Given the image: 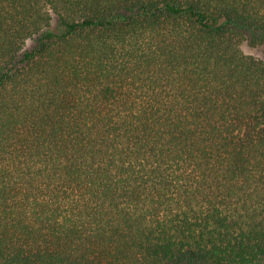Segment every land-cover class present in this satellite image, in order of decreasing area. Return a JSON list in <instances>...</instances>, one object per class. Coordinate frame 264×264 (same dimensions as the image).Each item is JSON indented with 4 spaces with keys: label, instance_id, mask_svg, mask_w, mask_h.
<instances>
[{
    "label": "trees",
    "instance_id": "16d2710c",
    "mask_svg": "<svg viewBox=\"0 0 264 264\" xmlns=\"http://www.w3.org/2000/svg\"><path fill=\"white\" fill-rule=\"evenodd\" d=\"M246 39L264 0H0V264H264Z\"/></svg>",
    "mask_w": 264,
    "mask_h": 264
},
{
    "label": "rangeland",
    "instance_id": "374dc122",
    "mask_svg": "<svg viewBox=\"0 0 264 264\" xmlns=\"http://www.w3.org/2000/svg\"><path fill=\"white\" fill-rule=\"evenodd\" d=\"M249 38V37H248ZM36 43L35 40L30 39L27 42V46L28 47H32L34 46ZM242 48L246 53H250L253 54L257 57L263 58L264 59V43H259L257 45H253L250 42V39H246L243 43H242Z\"/></svg>",
    "mask_w": 264,
    "mask_h": 264
}]
</instances>
